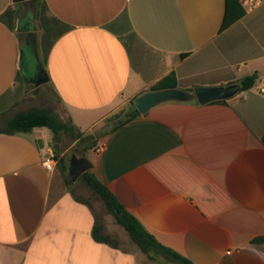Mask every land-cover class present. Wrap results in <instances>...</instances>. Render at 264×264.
<instances>
[{
	"label": "crops",
	"instance_id": "1",
	"mask_svg": "<svg viewBox=\"0 0 264 264\" xmlns=\"http://www.w3.org/2000/svg\"><path fill=\"white\" fill-rule=\"evenodd\" d=\"M225 1L0 0V115L26 96L17 21L30 6L35 57L46 56L48 84L82 133L161 80L194 90L256 74L224 103L168 102L113 125L85 157L192 264H264V241L253 243L264 238V3L221 30ZM54 137L45 127L0 134V264H143L132 247L94 240L93 208L43 166L50 148L65 158Z\"/></svg>",
	"mask_w": 264,
	"mask_h": 264
},
{
	"label": "trees",
	"instance_id": "2",
	"mask_svg": "<svg viewBox=\"0 0 264 264\" xmlns=\"http://www.w3.org/2000/svg\"><path fill=\"white\" fill-rule=\"evenodd\" d=\"M244 14L238 0L225 1V14L221 25V30L226 29ZM39 63L42 65L46 72V56L43 57ZM257 76L256 74L245 77L233 84H237L236 93H240L252 88L255 85ZM49 83V79H48ZM232 85V84H229ZM164 81H159L153 85L152 89L165 88ZM171 87H175L172 85ZM193 92V89L186 90ZM225 100L216 101L214 103H224ZM140 114L133 104V100L129 101L128 105L119 111L117 114L108 119V122H115L112 129L139 117ZM68 121L59 119L56 114L49 108L45 107H32L25 111L16 113L9 119L3 128L0 129V134H16V133H29L35 128L45 127L48 128L56 137L60 134L69 135L73 141H80L83 139L84 134L72 124L70 118ZM69 163L65 159L60 158L57 164V169L61 174L64 184L67 188L72 183L68 172ZM85 185L96 193L104 203L108 213L113 217L115 222L120 225L127 233L129 239L139 248V250L149 259L154 260L156 257H164L167 261L177 264H192L189 260L174 252L173 250L161 245L150 235L141 223L129 214L124 207L117 201L109 189L97 178L91 171L83 173L80 178ZM70 189V188H69ZM92 235L97 242L110 243L108 236L102 234V227L95 224L92 230ZM264 241V238H258L253 243Z\"/></svg>",
	"mask_w": 264,
	"mask_h": 264
},
{
	"label": "rangeland",
	"instance_id": "3",
	"mask_svg": "<svg viewBox=\"0 0 264 264\" xmlns=\"http://www.w3.org/2000/svg\"><path fill=\"white\" fill-rule=\"evenodd\" d=\"M30 16L35 22L36 13L35 16H32V13H30ZM34 30L35 24L31 27L30 31ZM31 36L34 38V35H32V33ZM19 38L21 46L24 48V51L29 55V58L27 59L29 61V66L26 69L24 75V79L27 82L25 88L26 96L16 106L15 109H12L11 111L4 113L3 115H0V129L5 126V119L7 117H12L16 113L25 111L32 107L49 108L56 114L59 119H64L65 121H68V115L65 107L56 97L48 82L36 87L30 86V83L34 81V79L37 77V58L39 57L38 47L36 45V41L34 40V44L32 45V47L34 51L37 52L36 58L33 49L26 45L27 34L19 32ZM114 123L115 122H109L106 125L99 124L92 127L90 130H87L86 128L82 129V131H84L83 133L85 134L83 139H81L80 141H73L69 135L60 134L54 137L56 143L55 148L59 150L60 153L66 152L64 159L67 163L69 162V159L72 155H75L77 157H90L87 153L91 150V148L95 147L98 139H100L102 135L105 134L109 130V128L114 125ZM59 184L60 180L56 178L54 181V185L57 186ZM69 188L72 194H75V196L86 200L93 208L98 224L102 227V234L108 236L111 241L116 242L117 244H119L120 247L124 249H128L129 247L134 248L138 252L140 258H142L143 264H177L174 262L171 263L167 261L162 256L156 257L154 260L146 257L139 250V248L129 239L126 231L120 225H118L113 219V217L108 213L104 203L99 198V196L92 190H90L81 179H77L75 181L72 180V183Z\"/></svg>",
	"mask_w": 264,
	"mask_h": 264
},
{
	"label": "water",
	"instance_id": "4",
	"mask_svg": "<svg viewBox=\"0 0 264 264\" xmlns=\"http://www.w3.org/2000/svg\"><path fill=\"white\" fill-rule=\"evenodd\" d=\"M27 1V0H21ZM32 16H35L33 7L30 6ZM34 44L31 34H28ZM47 73L42 65L37 61V77L30 83L31 87H36L48 82ZM236 85L227 87H198L193 92H188L176 87H165L160 89H149L141 93L133 100L134 107L140 115L145 116L152 108L168 102H191L195 100L200 105H205L215 101L227 100L236 94ZM93 165L85 157L72 155L69 160L68 172L72 180L75 181L80 176L92 169Z\"/></svg>",
	"mask_w": 264,
	"mask_h": 264
},
{
	"label": "built area",
	"instance_id": "5",
	"mask_svg": "<svg viewBox=\"0 0 264 264\" xmlns=\"http://www.w3.org/2000/svg\"><path fill=\"white\" fill-rule=\"evenodd\" d=\"M240 5L244 10H251L255 8L256 6L260 5L261 3H264V0H238ZM261 92H264V89L260 90ZM103 150V146L99 145L97 146L94 151L96 154L101 153ZM59 162V157L57 153L54 151V149H48L44 159H43V166L48 172H54L57 168V164Z\"/></svg>",
	"mask_w": 264,
	"mask_h": 264
},
{
	"label": "flooded vegetation",
	"instance_id": "6",
	"mask_svg": "<svg viewBox=\"0 0 264 264\" xmlns=\"http://www.w3.org/2000/svg\"><path fill=\"white\" fill-rule=\"evenodd\" d=\"M35 24L34 20L32 19V17L30 16V14H25L24 17L21 18V16H19L18 21H17V29L18 31H23L26 30L28 31L27 34H29L31 27ZM27 44L29 47L32 48L33 45V41L31 39L30 36L27 37ZM28 58H26V68H28L29 66V61L27 60Z\"/></svg>",
	"mask_w": 264,
	"mask_h": 264
}]
</instances>
